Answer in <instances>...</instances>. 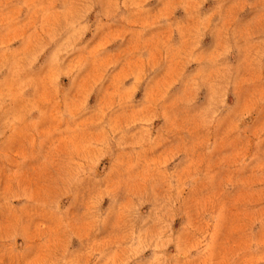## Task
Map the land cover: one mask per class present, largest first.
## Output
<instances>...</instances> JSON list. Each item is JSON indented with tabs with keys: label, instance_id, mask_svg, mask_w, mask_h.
I'll list each match as a JSON object with an SVG mask.
<instances>
[{
	"label": "rangeland",
	"instance_id": "obj_1",
	"mask_svg": "<svg viewBox=\"0 0 264 264\" xmlns=\"http://www.w3.org/2000/svg\"><path fill=\"white\" fill-rule=\"evenodd\" d=\"M0 264H264V0H0Z\"/></svg>",
	"mask_w": 264,
	"mask_h": 264
}]
</instances>
